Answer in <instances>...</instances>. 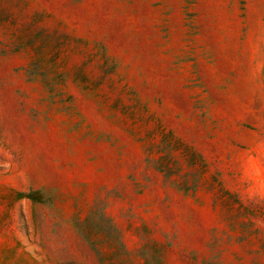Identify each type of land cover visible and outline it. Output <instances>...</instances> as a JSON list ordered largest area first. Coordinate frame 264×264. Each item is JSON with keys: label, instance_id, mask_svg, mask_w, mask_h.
Masks as SVG:
<instances>
[{"label": "rangeland", "instance_id": "rangeland-1", "mask_svg": "<svg viewBox=\"0 0 264 264\" xmlns=\"http://www.w3.org/2000/svg\"><path fill=\"white\" fill-rule=\"evenodd\" d=\"M0 264H264V0H0Z\"/></svg>", "mask_w": 264, "mask_h": 264}]
</instances>
